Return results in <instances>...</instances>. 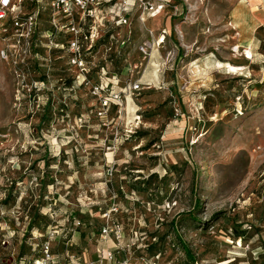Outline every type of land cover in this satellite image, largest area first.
Here are the masks:
<instances>
[{
	"label": "rangeland",
	"instance_id": "obj_1",
	"mask_svg": "<svg viewBox=\"0 0 264 264\" xmlns=\"http://www.w3.org/2000/svg\"><path fill=\"white\" fill-rule=\"evenodd\" d=\"M235 1L190 0L146 23L136 14L112 50L104 41L87 55L88 74L66 47L49 48L68 35L48 1L37 71L20 76L26 63L3 59L0 39V264H33L47 240L56 264H264V28L251 63L229 72L223 61L242 56L227 26ZM171 16L203 52L220 23L221 61L191 79L171 69L178 31L142 52ZM173 79L204 96L183 100Z\"/></svg>",
	"mask_w": 264,
	"mask_h": 264
},
{
	"label": "built area",
	"instance_id": "obj_2",
	"mask_svg": "<svg viewBox=\"0 0 264 264\" xmlns=\"http://www.w3.org/2000/svg\"><path fill=\"white\" fill-rule=\"evenodd\" d=\"M39 4L37 10L30 13L23 10L27 0H8L4 3L0 0V39L3 44L1 54L3 59L12 61L16 65L19 61L26 63L23 68H17L20 76H26L34 68L30 60L39 58L35 49V36L40 30L41 3L43 0H33ZM51 8L52 24L57 30H68L73 37L68 42L66 49L70 53L69 64L81 69L85 74L89 73L90 61L86 59V53L93 49V45L102 35V29L107 22H113L116 26H130L132 18L137 14L142 22L148 17H156L170 6V2L164 0H45ZM10 20L7 22V19ZM151 34L152 31L150 30ZM51 38V31L46 32ZM166 38V32L154 41L144 42L141 50L149 54L156 46H160ZM51 45L59 46L54 40ZM111 44L107 47L112 50ZM65 47V46H64ZM238 45L233 50L239 49ZM253 56V55H252ZM26 79V77H25ZM87 78L85 77L84 80ZM142 83H136L132 90H139ZM114 99H120L121 94L111 92ZM106 104L108 101H105ZM113 230V229H111ZM109 229H104L108 233ZM117 238L120 234L116 230ZM54 235V234H53ZM43 254L34 259L33 264H56V255L53 252L51 241L42 244ZM111 258V251L107 253ZM93 264V263H86Z\"/></svg>",
	"mask_w": 264,
	"mask_h": 264
},
{
	"label": "crops",
	"instance_id": "obj_3",
	"mask_svg": "<svg viewBox=\"0 0 264 264\" xmlns=\"http://www.w3.org/2000/svg\"><path fill=\"white\" fill-rule=\"evenodd\" d=\"M166 1H170V5L174 9H176L177 13L180 14L184 13L186 6H188V3L190 2V0ZM159 15L156 17L149 16L147 21H149V19L157 20ZM227 23V26L231 32L230 40L234 45H238L240 47L242 56L233 57V60L223 61V63L226 65L230 64L239 67L248 66L251 61L246 54H248V51L250 50L252 54L257 55V51L261 44V40L257 36L260 30L264 28V0H236L227 13ZM220 25V23L215 25L211 35H206L208 39H212L213 48L208 50L207 52H203L201 50H203V47L207 42L201 43L198 41L197 43H195L192 40H187L186 36H191V38H194V34L183 30V24H179L177 28L174 27L171 16L165 28V32L167 33V35H172V32L174 31V36H176L178 31L181 40H183L179 44L180 46L177 47L178 57L177 60L174 61L171 65V69L174 70L175 67L178 68V65L180 64L182 65V69H187L189 71L188 75L186 74V76L187 78L191 79L192 77L196 76V70L201 67L203 68L206 62L216 66L215 63L218 60L221 61L216 51L217 46H220L221 44V34L219 33ZM149 29L152 31V37L150 36L149 41L156 40V31L152 28ZM173 74L174 72L172 73V75ZM168 84L170 83L168 82ZM191 84H187L186 89L180 91V89H178L179 81L174 79L171 80L172 88H175V91L178 95H180L181 98H183V100L184 98L187 100H191L194 95L204 96L203 93L200 94L199 92L201 85H198L199 88L197 89V87H192L193 85Z\"/></svg>",
	"mask_w": 264,
	"mask_h": 264
},
{
	"label": "trees",
	"instance_id": "obj_4",
	"mask_svg": "<svg viewBox=\"0 0 264 264\" xmlns=\"http://www.w3.org/2000/svg\"><path fill=\"white\" fill-rule=\"evenodd\" d=\"M117 27H122V26H116L114 25L113 22H107L106 24V27H104L102 29V35L99 39H97L93 45V49L89 52L86 53V59L89 60L87 58V55L93 53L96 51V48L99 47L104 41H108L107 42V45L108 44H111V39L114 38V30L117 28ZM64 33H66L68 35V37H64V39H62L63 41L62 42H58V45H60L61 47L64 48V46L66 47L68 42L70 41V39L73 37L72 33L68 30H62ZM69 35H71V37L69 38ZM44 31L42 32L41 30H38V33L37 35L35 36V49L36 51L39 53V55L41 54V48H44ZM114 48V43H113V46H112V49ZM41 56V55H40ZM40 58V57H39ZM33 67L34 69H36L37 65L36 64H33ZM37 71V69H36Z\"/></svg>",
	"mask_w": 264,
	"mask_h": 264
},
{
	"label": "bare ground",
	"instance_id": "obj_5",
	"mask_svg": "<svg viewBox=\"0 0 264 264\" xmlns=\"http://www.w3.org/2000/svg\"><path fill=\"white\" fill-rule=\"evenodd\" d=\"M252 1H253V0H252ZM255 8H256V7H255ZM257 10H258V9H257ZM257 10H256V11H257ZM247 57H248L249 59L252 58V52H251L250 50L248 51V56H247ZM226 68L229 69V72H231V73L233 72V73H234V72H237L238 69H242L243 67H239V66H235V65H230V64H229V65L226 66Z\"/></svg>",
	"mask_w": 264,
	"mask_h": 264
},
{
	"label": "snow or ice",
	"instance_id": "obj_6",
	"mask_svg": "<svg viewBox=\"0 0 264 264\" xmlns=\"http://www.w3.org/2000/svg\"><path fill=\"white\" fill-rule=\"evenodd\" d=\"M3 2H4V3H7V2H8V0H3Z\"/></svg>",
	"mask_w": 264,
	"mask_h": 264
}]
</instances>
